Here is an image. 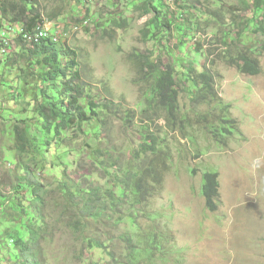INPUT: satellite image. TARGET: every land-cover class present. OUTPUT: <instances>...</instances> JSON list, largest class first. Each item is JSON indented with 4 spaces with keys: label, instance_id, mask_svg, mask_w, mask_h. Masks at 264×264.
Instances as JSON below:
<instances>
[{
    "label": "rangeland",
    "instance_id": "1",
    "mask_svg": "<svg viewBox=\"0 0 264 264\" xmlns=\"http://www.w3.org/2000/svg\"><path fill=\"white\" fill-rule=\"evenodd\" d=\"M142 1L37 0L41 13L50 17L55 24L66 27L69 32L62 44L78 52L79 70L88 92L99 101L120 105L118 115L110 116L107 125L102 127L99 139L95 135L98 130L95 124L92 134L86 135L76 130L75 141L63 139L73 149L80 148L83 152L73 151L65 157L62 155L54 159V163L74 162L67 171L69 190L73 191L72 184L79 183L88 188H98L100 197L108 189L121 196L117 178L127 167H132L134 163L138 165L139 160L133 158L135 147L141 142L139 130H143V127L151 129L165 147L167 165L162 169L161 180L153 194L145 199L146 204L136 208L139 210L138 226L142 232L154 226L157 228L162 244L157 254L161 250L164 253L144 264H264V173L259 177L264 159L259 158L262 164L257 160L264 152V140H258L256 135L254 138L234 137L232 140L230 137L225 142L220 138V142H217L206 135L204 123H212L214 119L206 113L209 105L200 99L195 101L190 91L193 86L186 80L191 69L189 66L186 77L177 81L180 90L178 119L170 124L164 108L153 104L152 108L147 109L152 83L148 64L150 59L146 58L148 61H145L141 56L153 58L154 64L156 61L161 68L171 66L175 69L177 60L174 59L181 46L179 38L182 33L172 29L170 39L162 41L144 38L143 28L152 14L146 13L141 6ZM178 2L183 4L182 0ZM170 3L173 1L170 0ZM224 3L220 4L224 13L211 18L209 13L216 15L220 11L215 7L217 0H201L198 3L196 7L203 9L201 20L204 25L196 35H186L185 49L191 55L194 42H197L201 54L193 61L198 68L204 66V69L207 67L211 70L215 78V93L230 104L232 114L229 115L238 117V126H242L244 135H250L257 132L258 127V122L254 124L251 121L252 115L260 119L264 128V55L261 57L262 70L258 75L242 73L235 63L223 56L225 46L221 40H217L221 37L216 34L215 25H209L208 21L215 18L217 23L227 25L219 29L227 33L233 18L239 16L240 22L248 17L247 12L236 9L241 6L240 0H224ZM189 13L188 18L191 19L194 8ZM182 21L195 28L184 17L178 23ZM241 27L242 24H236L233 29V36L239 38V43L246 40L252 46L260 41L262 34L249 30L246 36H242ZM4 30L6 37L13 42L8 55L11 57L10 65L4 66L3 61L7 56L0 60V193L9 194L18 183V167L5 158L12 153L13 146V137L8 134L6 126L8 128L15 123L14 115L30 118L31 110L23 115L20 113L21 107L17 106L12 114L9 113L8 107L13 106L14 102L9 101L8 89L1 82L14 84L13 79L24 68L25 59L20 56V48L16 45V30L12 27ZM228 43L234 44L231 40ZM140 59L144 60V65ZM22 96L25 97V94ZM125 110L130 111L132 116L127 123L124 120ZM6 117L11 119L10 122L5 123ZM90 126L85 125V130ZM262 136L264 138V132ZM91 146L102 148V157L93 159L88 156ZM11 161L14 162V159ZM211 169L218 171L222 181L216 209L209 208L206 197L202 195L203 174ZM34 171L46 190L43 212L47 231L41 241L43 259L50 264H81L83 260L79 257V250L82 242L79 234L71 228L79 209L71 207L68 203L72 197L67 199V195L59 189L56 166L51 168L46 162V169L42 171L39 167ZM127 209L128 205L123 204L115 211L125 213ZM13 213L17 212L8 210L7 216ZM152 214L156 217H151ZM108 232L115 242L127 232L135 235L134 241L141 235L124 222L115 228L108 227ZM46 238H49L48 241ZM83 255L88 257L90 254L84 250ZM90 257L101 262L109 255L106 249H97L91 252ZM0 264H16V260L2 251Z\"/></svg>",
    "mask_w": 264,
    "mask_h": 264
},
{
    "label": "trees",
    "instance_id": "2",
    "mask_svg": "<svg viewBox=\"0 0 264 264\" xmlns=\"http://www.w3.org/2000/svg\"><path fill=\"white\" fill-rule=\"evenodd\" d=\"M172 1V4L170 0L142 1L141 6L144 7L146 13L152 14L143 28V36L147 39L162 41L166 38L170 39L173 29L177 33H182L179 38V43L183 45L182 51L187 44L184 40L188 37L186 35L194 36L200 28L202 29L203 9L196 7L201 0H182L181 5L178 2L180 0ZM211 1L213 0H205V2ZM240 3L241 6L236 9L248 14V17L242 21V30L254 26L257 30L264 32V0H240ZM221 4L225 5L224 0ZM191 8H194V15L189 19ZM182 17L195 25V28L183 21L178 23ZM41 18L42 13L37 0H0V32L6 27L10 28L14 23H22L24 31L29 32L41 21ZM235 24L234 19L232 28ZM222 39L223 44H228L225 36ZM15 40L17 47L20 48V56L25 59L24 68L16 73L13 79L14 84L2 81L1 85L8 89L9 101L14 102L13 106L8 107L11 111L9 113L12 114V111L20 106L21 114L26 115L28 110H31V116L27 118L14 115L15 123L8 128L6 126L8 134L13 137V146L12 153L10 152L5 158L10 164L17 165L18 183L9 194L0 193L2 210L0 212V252H6L14 257L16 264H50L43 259L41 253V241L45 238L47 231V220L43 212L46 190L34 171L39 167L43 171L48 162L51 168L56 166V175L60 179L59 189L67 195V199L72 197L68 204L74 209H79L78 217L73 219L74 223L71 228L79 234L82 242L79 250V257L83 260L81 264L151 262L159 256L157 250L162 247L161 235L155 226L147 232H142V228L138 226L139 210L136 207L146 204L145 199L153 194L157 183L161 180L162 169H165L167 165L168 156L167 153L165 154L163 143L159 140L160 137L146 127L139 130L141 142L135 147L133 158H137L139 163L127 167L123 170V174L118 176L121 196H116L111 189H108L100 197L101 192L98 188L93 186L88 188L79 183L72 184L73 191L69 190L67 171L74 162L67 160L63 164H55L54 159L57 160L62 155L65 157L73 151L80 153L83 150L73 149L69 144L64 143L63 139L75 141L76 130L86 135L92 134L94 124L98 129L95 135L99 139L102 127L107 125L110 116L118 115L120 105L114 102L99 101L88 92L87 84L82 79L79 70L80 56L75 49L57 44L52 38H40L29 44L24 39V35L19 34ZM260 47L264 50V40ZM169 49H167L168 53H170ZM252 49L254 48L248 47L247 52L226 57L237 62L242 60V71L258 73V60L253 56ZM197 52L200 53V51ZM8 55L3 61L5 67H8L11 62V57ZM141 58L145 61H148L146 58L150 59L148 64L151 68L149 75L152 83L147 97V109L152 108L153 104L162 107L167 112L168 119L175 122L178 119L180 94L177 81L186 77L188 71V67L185 66L186 61L178 59L177 67L173 69L171 66L161 68L156 61L154 64L153 58L146 55ZM140 60L144 65V60ZM188 66L191 69H189L186 80L192 82L195 93L210 91L213 88V73L204 69L203 66L198 68L194 61L188 62ZM23 94L25 97L22 96ZM16 103H23V105ZM124 117L126 123L130 122L132 117L130 111L125 110ZM5 119V123L11 120L8 117ZM87 124L91 126L85 130L84 127ZM102 152L103 149L99 146H91L88 156L93 159L102 157ZM13 159L14 162L11 161ZM215 180L216 174L214 173L206 177L203 193L208 200L216 194ZM123 204L128 205L127 211L116 213V208ZM8 210L17 213L7 216ZM123 222L129 223L133 229L141 232L137 241L133 240L134 234L127 232L115 242L113 235L108 232V227L115 228ZM48 239L46 238L47 241ZM97 249L102 251L106 249L109 258H102L101 262L93 260L90 257L91 252ZM84 250L90 254L88 257H84Z\"/></svg>",
    "mask_w": 264,
    "mask_h": 264
},
{
    "label": "clouds",
    "instance_id": "3",
    "mask_svg": "<svg viewBox=\"0 0 264 264\" xmlns=\"http://www.w3.org/2000/svg\"><path fill=\"white\" fill-rule=\"evenodd\" d=\"M221 3H222V0H217V5L215 7L218 8L220 11L219 12H216V15L210 14V16H209L210 18L213 17V16L214 17H218L217 15H221L222 13H224V10L221 9V5H220ZM238 17L239 16L235 17L236 24L237 25L242 24V27H243L242 20L240 22H238ZM45 19H48L51 22V26H50V30H49L50 35L49 36H46L44 38L45 39L51 38V35H55L56 34V35H58L59 39H58V41H55V40L52 39L54 42H56L57 44H62L63 42H65L67 40V37L69 36V32L67 31L66 27H62L60 23H59V25L55 24V22L53 20H51L50 17H46L43 14H42L41 21H39L37 23V25L39 23H42V21H44ZM233 21H234V18L229 23L228 32L227 33L225 31H219V29H221L223 26L224 27H227V25H222L223 23H221V24L217 23L215 21V18L210 19L208 21V24L209 25L210 24H214L215 25L214 26V29H216L215 30L216 31V34H218L221 37V38H218L217 40L218 41L221 40L222 41V44H223V39L222 38L224 37V34H226L225 37L227 38V40H231L232 42H234V44H232V43H228L226 45L223 44L225 46V50L223 52V56H225V57L226 56H233V55H236V54H240V53L247 52L248 51V47L254 48L255 50H258L259 51V52H256L254 49L251 50L252 53H253V56L256 57L257 60H258V67H259V72L258 73H254V74L251 73V72H244V71L241 70V65L243 64V61L242 60H240L239 62H237V61H234V60L229 59V57H226L231 62L235 63V65H237L238 69L242 73L247 74V75H258V74L261 73V70H262L261 57L264 55V50H261L260 49L261 48L260 46H261V42L264 40V32H263V30H260V31L257 30L256 27H254V26H249V28L243 30V31H245V33L240 32V34H243L242 36H246V31L247 32H249V30L250 31H255L257 33L262 34L260 41H257V44L252 45V46H249L248 43L246 42V40H244L242 43H239V40H238L239 38H235L233 36V29L235 27L234 26L232 28ZM85 22H86L87 25H89V21L86 20ZM78 25H80V24H77V26ZM217 25H219V27ZM11 27L14 30H16V34L17 35L23 34L24 35V39L29 44L32 43V42H34V41H38V40H35V39L29 40L26 37V34L29 33V32H32L33 29L31 31H29V32H25L22 23H14L13 25H11ZM75 29H78L79 30V28H77V27H75ZM240 31H241V29H240ZM65 33H67L66 36H64ZM220 33L222 35H220ZM6 35H7L6 34V30H4L2 32V34L0 35V60L4 56H7L9 54V50H11V46H12V42H13L8 37H6ZM186 38H188V37H186ZM4 39H7L9 41V44L8 45H5ZM4 47L6 48V52L5 53L2 52V49ZM182 48H183V45L181 47H178V54H177V56H176V58L174 60H178V59L179 60H181V59L185 60L186 61L185 66L188 67V62L193 61V59H195L194 57L199 56L201 53L197 52V51H200L199 48L197 47V42H194V45H193V48H192V52L193 53L191 55L186 51V49H184V50L181 51ZM228 51H229V53H228ZM226 52H227V55H226ZM205 68L208 69L207 67H205ZM208 70H210V69H208ZM191 84H192V82H191ZM185 85H187V84H185ZM190 91H191V93L194 94L195 101H197V100L200 99L202 101H205V103L209 105V110L206 113L210 117H212L214 120L212 121V123L205 122L204 125L206 126V128L203 131L205 132L206 135H209L215 141L220 142L219 139L221 138L223 140V142H225V140L227 138H230V137H231V140L234 137H247L248 136V137L254 138L256 135L258 137V140H264V138L262 136V134L264 132V128H263V126L261 124V121H259L260 119L258 117H256V116H254V115L251 116V121H253L254 124L256 122H258V127L256 129L257 132H253L250 135H244V131H243L242 126L240 128L238 126V122H239L238 117H234V116H230L229 115V114H232V112L229 111V109L231 107L230 104L227 103V102H224L218 96V94L215 93V91H214V81H213V88L210 91L207 90V91L202 92L201 94H199V93H195V88L194 87ZM203 97H207V98L204 99ZM178 99H179V97H178ZM178 105H179V100H178ZM167 120L169 121L170 124H172L174 122L172 119H168V117H167ZM207 127H209V128H207ZM212 130H215V131H212ZM253 134H255V135H253ZM228 144H230V141H228ZM259 158H263L264 159V152H262L257 157V160L262 164V161H260ZM212 173L216 174V180H215L216 181V194L213 195V196H211V200H208L207 197L203 193L204 192V184H205L207 175L208 174H212ZM263 173H264V167L259 172V177ZM203 175L204 176H203V184H202V195L206 197V202L208 203L207 206L209 208L211 207L213 209H216L217 208V198L219 197L220 188L222 186V181L220 180L221 175L218 173V171L212 170V169L209 170V171H206V173H204ZM259 177H258V179H259ZM151 217L155 218L156 215L155 214H152ZM161 251L162 252L159 254V256H161L162 253H164L163 250H161Z\"/></svg>",
    "mask_w": 264,
    "mask_h": 264
},
{
    "label": "built area",
    "instance_id": "4",
    "mask_svg": "<svg viewBox=\"0 0 264 264\" xmlns=\"http://www.w3.org/2000/svg\"><path fill=\"white\" fill-rule=\"evenodd\" d=\"M50 26H51V22L48 19H45L44 21H42V23H39L37 26H35L33 28L32 32H29L26 34V37L29 40L35 39V40H39L40 38H44L46 36H49V30H50ZM67 33L64 34V36H66ZM51 36H56L58 37V35H51ZM4 43L5 45L9 44V41L7 39H4ZM2 52L5 53L6 52V48L4 47L2 49Z\"/></svg>",
    "mask_w": 264,
    "mask_h": 264
},
{
    "label": "bare ground",
    "instance_id": "5",
    "mask_svg": "<svg viewBox=\"0 0 264 264\" xmlns=\"http://www.w3.org/2000/svg\"><path fill=\"white\" fill-rule=\"evenodd\" d=\"M51 38L55 41H58L59 37H56V36H51Z\"/></svg>",
    "mask_w": 264,
    "mask_h": 264
}]
</instances>
